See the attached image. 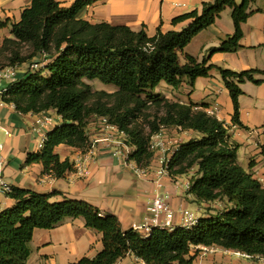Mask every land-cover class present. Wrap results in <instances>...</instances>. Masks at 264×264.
<instances>
[{
	"label": "trees",
	"instance_id": "trees-1",
	"mask_svg": "<svg viewBox=\"0 0 264 264\" xmlns=\"http://www.w3.org/2000/svg\"><path fill=\"white\" fill-rule=\"evenodd\" d=\"M96 1L75 0L67 7L60 0H32L21 21L12 24V37L0 45V70L23 68L17 69L19 80L1 95L2 101L22 115L54 112L62 119L47 134L41 152L28 156L27 164H42L44 173L63 178L73 165L61 161L56 149L64 145L88 150L89 126L103 119L127 135L128 145L135 149L130 160L141 168L157 160L151 149L154 136L174 128L192 131L198 137L171 155L170 177L174 182L190 178L187 195L195 203L221 202L225 207L200 218L191 229L178 225L144 237L134 229L124 230L115 215L88 202L67 197L52 202V195L12 187L8 197L15 205L0 213V264H28L36 230H53L70 219H84L88 229L103 236L102 252L75 264H116L130 255L145 264H193V248L214 246L264 258V186L239 164L241 146L232 139L229 126L209 115L206 106L156 93L162 84L176 91L183 85L194 89L198 79L217 70L234 105L233 125L245 128L240 120L242 85L263 84L256 77L264 72H233L184 51L230 9L235 33L211 54L238 52L242 27L254 13L256 0H209L201 11L173 20L174 26L188 22L183 30L159 29L154 37L145 28L134 31L83 19L82 13ZM34 63L41 67L34 70ZM95 82L115 92L95 91Z\"/></svg>",
	"mask_w": 264,
	"mask_h": 264
},
{
	"label": "crops",
	"instance_id": "crops-1",
	"mask_svg": "<svg viewBox=\"0 0 264 264\" xmlns=\"http://www.w3.org/2000/svg\"><path fill=\"white\" fill-rule=\"evenodd\" d=\"M60 1L67 7L75 2ZM208 1L97 0L82 13V18L92 24L123 25L134 31L145 28L147 34L154 37L159 29L163 33L183 30L189 23L174 26L173 20L195 10L201 11L203 4ZM31 2L32 0H0V45L6 38L12 37V24L21 21L23 11ZM251 10L254 13L242 27L244 37L240 42L242 48L238 52L211 54L213 48L235 33L232 10L228 9L212 27L201 32L191 42L184 54L199 61L207 58L210 65L233 72L250 70L264 72V0H256ZM182 62L184 63V57ZM256 78L264 82V75H258ZM100 85L103 88L99 90L115 92L111 87L101 83ZM5 87L7 84L0 82V93ZM242 90L244 95L240 98V120L245 128L233 125L234 105L217 70H213L209 78L198 79L194 89L183 85L176 91L162 84L156 93L163 94L173 101L193 102L198 106H206L207 113L217 106L218 110L211 116L229 126L232 139L241 146L238 153L239 164L264 186V83L256 85L248 82L242 85ZM45 114L53 115L55 123L49 130L40 132L35 126L39 115L18 113L14 105L2 101L0 94V142L5 146L6 182L11 187L52 195V202H62L65 197L88 202L104 214L115 215L124 230L142 225L149 216V207L156 194V187L152 182L155 176L153 174L138 176L135 164L130 167L124 159L114 156L112 142L109 143L112 147H107V143H95L105 137L100 125L89 126L91 146L88 150H78L64 145L56 149L61 161L69 160L73 165V170L67 172L63 178L44 173L42 164H27L30 154L41 152L39 146L42 135L47 136L56 126L62 124L61 117L54 112ZM7 131L10 134H7ZM161 133L167 137L172 154L182 143L198 137L192 131L183 132L175 128ZM124 140L127 141L125 138ZM132 151L135 149L132 148ZM80 160L85 161L88 175L78 174L77 164ZM187 179L190 178L182 177L180 181ZM165 185V191L170 194L171 206L177 213L176 225H181L180 207L188 209L189 204L195 203L194 198L183 193L170 179L165 180ZM178 190L182 196H178ZM14 205L15 201L12 198L0 195V213ZM198 205L199 210L195 214L199 218L215 215L225 207L221 202ZM31 247L32 256L28 264H75L85 257L94 258L104 248L102 234L88 229L84 219L66 220L53 230H36ZM191 256L194 257L193 264H264V258L251 257L216 246L193 248ZM116 264L145 263L130 255Z\"/></svg>",
	"mask_w": 264,
	"mask_h": 264
},
{
	"label": "built area",
	"instance_id": "built-area-1",
	"mask_svg": "<svg viewBox=\"0 0 264 264\" xmlns=\"http://www.w3.org/2000/svg\"><path fill=\"white\" fill-rule=\"evenodd\" d=\"M34 70H38L41 65L34 63L31 66ZM19 80V72L16 68H6L0 70V82L7 84L1 91V95L7 92L8 87L17 83ZM218 110L216 106L214 110L209 111L210 115H213L215 111ZM55 118L51 114L39 115L36 118L35 126L36 129L40 132L44 130H49L54 126ZM100 127L102 133L105 137L101 140H97L95 143H107V147H112L113 145V154L118 158L124 159L128 166L132 167L135 164V172L140 177H145L150 174H153L155 177L153 179V184L156 187V194L152 200V203L149 207V216L145 219L142 225H135L134 230L139 232L144 237H150L155 229L161 230H174L178 225H176V211L172 208L170 203V194L165 191L166 185L165 180L171 179L169 174V163L172 155V149L170 148L167 137L161 132L152 138L151 149L156 151L157 160L152 167L141 168L136 163L130 160V156L133 153L132 147L128 145V141L125 142L124 138L127 140L128 137L125 133L120 132L117 127L111 125L106 119H103L100 122ZM7 134H10L7 131ZM42 140L39 148L43 149L44 144L47 140L46 134L42 135ZM113 143L112 145L109 143ZM111 145V146H110ZM5 146L0 142V195L10 194L12 192V187L8 184L4 177V171L6 166V160L4 158ZM78 174L81 176L88 175V171L85 166V161H79L77 164ZM172 182L182 190L183 193H188L191 189V181L189 179L184 181ZM181 214V225L186 229H191L195 227L199 222V217L185 209L183 206L180 207ZM241 255V254H240Z\"/></svg>",
	"mask_w": 264,
	"mask_h": 264
},
{
	"label": "rangeland",
	"instance_id": "rangeland-1",
	"mask_svg": "<svg viewBox=\"0 0 264 264\" xmlns=\"http://www.w3.org/2000/svg\"><path fill=\"white\" fill-rule=\"evenodd\" d=\"M17 69L21 71L23 68L20 66ZM92 85H93V88H94L95 91L103 88L102 85H100V83H93ZM109 91L110 92H113L111 90H109ZM175 185H176V183H175ZM177 194H178V196H182V194H181V192L179 190H178ZM203 204L204 203H202V205ZM198 206H199L198 203H191V204L188 205V209L191 212H193V213H198V210H199V207Z\"/></svg>",
	"mask_w": 264,
	"mask_h": 264
}]
</instances>
